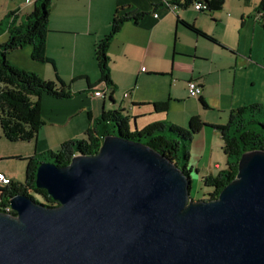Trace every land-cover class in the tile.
I'll use <instances>...</instances> for the list:
<instances>
[{
    "label": "crops",
    "instance_id": "obj_1",
    "mask_svg": "<svg viewBox=\"0 0 264 264\" xmlns=\"http://www.w3.org/2000/svg\"><path fill=\"white\" fill-rule=\"evenodd\" d=\"M169 1L56 0L50 9L45 42L51 62L33 60L29 46L11 51L7 59L12 65L36 72L44 79L60 77L69 84L73 95L41 96L44 124L34 139L12 141L25 143L18 146L17 154L12 157L25 161L24 157L56 150L64 140L86 137L89 127L96 126L99 132L104 127L110 129L111 123L96 124L103 112H119L127 117L128 127L133 130L155 121L184 125L191 116L198 115L205 125L188 143L184 165L187 167L192 141L202 140L199 145L203 153L208 152L209 167L221 169L219 159L213 161L218 147L224 168L226 157L220 132L212 124L226 123L233 108L264 104V37L259 34V29L264 32V3L262 0H225L221 9L197 11L190 5L192 11ZM159 2L164 4L152 11V4ZM33 7L34 0H0V37L4 35L1 42L8 36L10 21L14 20L15 24L24 21ZM117 8L149 13L137 22L125 21L109 43L111 91L99 82L94 45L109 31ZM11 12L13 15L7 17ZM182 21L199 31H193ZM247 35L248 45L243 49L240 44ZM180 40L191 41L194 49L193 46L177 47L175 41ZM189 79L201 86L199 97L205 106L197 97L189 111L184 108L170 117L169 108L189 99L185 89L178 91ZM97 89L105 96H95L93 92ZM153 102H166V110H155ZM0 172L15 181L24 180L1 169ZM209 173L213 174L212 169L204 168L203 175Z\"/></svg>",
    "mask_w": 264,
    "mask_h": 264
},
{
    "label": "water",
    "instance_id": "obj_2",
    "mask_svg": "<svg viewBox=\"0 0 264 264\" xmlns=\"http://www.w3.org/2000/svg\"><path fill=\"white\" fill-rule=\"evenodd\" d=\"M0 210V264H264V150L244 151L215 198L151 146L106 134L95 154L41 162Z\"/></svg>",
    "mask_w": 264,
    "mask_h": 264
},
{
    "label": "trees",
    "instance_id": "obj_3",
    "mask_svg": "<svg viewBox=\"0 0 264 264\" xmlns=\"http://www.w3.org/2000/svg\"><path fill=\"white\" fill-rule=\"evenodd\" d=\"M56 0H34V7L26 15L25 20L15 24L11 20L8 25V36L0 42V129L2 135L9 141H29L34 139L44 124L41 116V96L52 95L58 98H67L73 95L69 84L60 77L47 80L33 71L18 68L12 65L7 55L20 47L29 46L30 56L35 61L51 62L45 51L48 20L51 6ZM170 4L181 8L194 6L196 3L204 5L197 11L221 9L225 0H170ZM264 3V0L261 1ZM163 2L153 3L152 11ZM14 12L7 15L10 17ZM149 13L144 10H125L117 8L110 22L109 31L94 45V58L99 71V82H103L112 91V80L109 74V57L107 48L113 36L119 31L125 21L137 22L143 15ZM195 32L199 30L190 23L182 21ZM1 34V29H0ZM211 39V36L207 35ZM201 104L205 103L201 97ZM155 110H166V102H153ZM111 123L110 129L100 132L96 126L86 129V137L67 139L60 143L56 150L49 149L39 154L24 157L25 176L22 182L10 179V182L0 186V210L4 211L8 204V197L15 193H26L35 201L46 206H56L54 200L44 188L35 185L37 166L44 161H50L58 166L68 164L75 154H95L106 134H120L125 138L143 142L174 163L188 170L184 161L188 158L186 147L193 135L205 122L198 115L191 117L188 128L174 123L155 121L141 129L129 130L127 117L117 111L103 112L96 124ZM255 124L259 125L258 129ZM220 132L222 151L226 157L225 167L217 173L205 174L201 177L202 183L211 189L202 199H212L237 173L238 160L244 151L252 149L264 150V104L251 103L233 108L229 112L228 120L224 124H212ZM181 161V163H180ZM14 213L13 211H9Z\"/></svg>",
    "mask_w": 264,
    "mask_h": 264
},
{
    "label": "rangeland",
    "instance_id": "obj_4",
    "mask_svg": "<svg viewBox=\"0 0 264 264\" xmlns=\"http://www.w3.org/2000/svg\"><path fill=\"white\" fill-rule=\"evenodd\" d=\"M228 2H232V1H228ZM235 4H238V3H235ZM186 10H192L193 11V9L191 7H189ZM183 11H185V10H183ZM259 31L261 32L259 34H261V36L264 37V32L261 29H259ZM3 37H4V35L1 36L0 39L3 40L4 39ZM248 40H249V38L247 35L246 38L244 39V41L242 42V44H240V46L243 49L248 45ZM175 44L177 47L183 46L187 49H190L193 46V43L189 40H185V41L180 40L177 42L175 41ZM192 49H194V46ZM175 52H179V51H175ZM184 89H185V92L188 94L189 99L184 100L183 102H180L178 104H175L174 106L169 108L167 112L170 113V117H172L171 116L172 113H178L184 108H186L189 111V109L193 106L194 101L196 104L197 96H193V97L191 96L190 97L187 83L185 84V86H179L178 87V91H182ZM194 116H196V115H194ZM191 117H193V116H191ZM191 117L189 118V120L187 122L184 123V125H181L178 123H176V124L179 126L188 128V124H189ZM173 119L176 120V117H174ZM176 121L180 122V120H176ZM225 121H226V119L224 120V122ZM173 123H175V122H173ZM255 126L258 129H260L259 125L255 124ZM129 130L133 131L132 127H131V129L129 128ZM1 136L2 135L0 134V169L8 172L11 176H13L15 178H19L20 180L21 179L23 180L24 179V170H25V168H24L25 161L16 159V158L12 157V155H16L17 151H18L17 149H19L18 146H23V145H25V143L12 142V141L5 139L3 136L2 137ZM78 139H80V138H78ZM201 142H202V140L192 141L191 149H190L191 153H190L189 159L187 160V167H186V169L189 172V176H190V190H189L190 198H192L193 200L202 199L204 196L206 197V195H207L206 193L211 189L210 187L205 186L201 181V177L203 175L204 168L206 169V167H207V169H212L213 174L218 172L217 167H213V166L209 167V155H208V152L203 153V150H201V146L199 145V143H201ZM205 144H207V143H205ZM213 155H214L213 161L216 159H219V161L221 163V168H223L224 165L221 162V155L218 152V147L214 151ZM197 167L199 168L198 172L196 171Z\"/></svg>",
    "mask_w": 264,
    "mask_h": 264
},
{
    "label": "built area",
    "instance_id": "obj_5",
    "mask_svg": "<svg viewBox=\"0 0 264 264\" xmlns=\"http://www.w3.org/2000/svg\"><path fill=\"white\" fill-rule=\"evenodd\" d=\"M200 7H204V5H201L200 3H196L193 8L195 10L200 9ZM141 70H144V67H141ZM187 86H188V90H189V95L190 96H198L201 94V86L194 80V79H189L187 81ZM93 94L95 96H101L104 97L105 93L101 90V89H97L93 92ZM124 95H127V93H125ZM11 177H9L5 172H0V186H3L7 183L10 182ZM12 211L11 207L9 206V204H7L6 208L4 209V211L9 212Z\"/></svg>",
    "mask_w": 264,
    "mask_h": 264
}]
</instances>
